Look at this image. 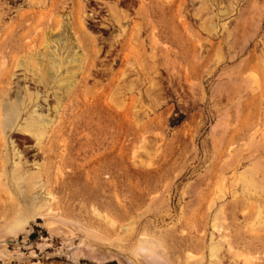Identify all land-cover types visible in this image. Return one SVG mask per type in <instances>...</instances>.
I'll use <instances>...</instances> for the list:
<instances>
[{
	"label": "rangeland",
	"instance_id": "obj_1",
	"mask_svg": "<svg viewBox=\"0 0 264 264\" xmlns=\"http://www.w3.org/2000/svg\"><path fill=\"white\" fill-rule=\"evenodd\" d=\"M53 2L0 0V238L21 255L8 264H127L140 237L168 264H264V0H64L58 58L32 62ZM14 162L28 182L13 184ZM17 215L27 237L7 236Z\"/></svg>",
	"mask_w": 264,
	"mask_h": 264
},
{
	"label": "bare ground",
	"instance_id": "obj_2",
	"mask_svg": "<svg viewBox=\"0 0 264 264\" xmlns=\"http://www.w3.org/2000/svg\"><path fill=\"white\" fill-rule=\"evenodd\" d=\"M117 1H119V0H117ZM165 1L168 2L169 0H165ZM201 1L203 2L202 4L204 6H207L208 1L210 2V4H213V1H215V0H201ZM53 6H55V9H57V12L53 13L56 16L53 18H50V21H48L46 19L47 20V22H45L46 27H45L44 31H42V33L44 34V47L46 48V50L44 52H41V53L34 52V54L32 53L33 51L31 50V52L28 54V59H30L32 62H35V60H40L39 58H42V59H46L49 63H52L58 58V53L56 52V50H57V46L60 44L59 42L62 39H54L53 37L60 35V34L62 35V33L65 32L66 28L69 25V21H70L69 20L70 18H67V17L70 16V14H67L65 17H64V15L58 14V12L63 13V11H66V9H67L66 3L64 2V0H54ZM81 7H82V9H81V12H82L81 16L82 17L79 18V21L77 23L84 31H87V28H86V25L84 22V18H93L94 14L93 13L86 14L85 6L82 5ZM204 8L208 9L206 7H204ZM231 8H232V5L230 4V2H228V5L225 8L217 9L216 14L219 16V18L220 17L221 18L226 17L234 11ZM110 10H111V12H115L116 6L111 7ZM50 12H51L50 14H52V11H50ZM177 13H178L179 21L183 22V25H185V23L187 22V16L183 15V13L181 12L180 9L177 10ZM208 14H212L211 11ZM28 19L34 20V16L28 15L25 20H28ZM66 21H67V23H66ZM152 43L154 45H157V39H155L153 37ZM77 45H78L77 47L80 48V45L79 44H77ZM74 62L77 63L79 67H81L82 63L84 62V58L82 56L76 55ZM5 117H6L5 119L8 122L13 120L12 115L8 112L5 113ZM31 117H33V122H32L33 124H32V126L30 125V127H33V129L35 130V134H37V138L40 140L42 138L43 134L45 133V131L47 130V128H46L47 124H45L40 119V115L35 114V111H31ZM48 127H49V125H48ZM10 177H11V181L14 182L13 184L19 185L20 183H24V181L26 182L27 181L26 177H28V176L23 178V174H20L18 171V164L14 162L12 167H11ZM28 178H30V177H28ZM28 181H29V179H28ZM32 187L36 188L37 187L36 183L32 182ZM33 198H35V197H33ZM211 227H212V229H214V228H216V225L213 223ZM28 228H29V224H28L26 218L22 217V215L21 216L17 215L13 218L11 225H10V228L8 230L11 232L10 233L11 235H7V236L10 238H17L19 232L20 233L24 232L23 233L24 236L27 237V235L29 233ZM214 230H211L209 243H208L210 256H213L214 252H216L219 249L218 241L215 240L216 238H213V233H214L213 231ZM26 237L22 242L23 246H25V244H26L24 242L26 240ZM63 237L64 236H62V238ZM5 243H6V241H4L3 239L0 238V258L3 260L4 264H8L9 261L11 259H14V258H18L20 260V258H21L20 252L18 250L14 251V252H9L7 245ZM79 244H81V245L84 244V241L81 240ZM67 245L68 244H63V247L68 248ZM157 245H158V243H157ZM157 245H156V243L149 242L147 240H143L140 237L138 239L137 246H135L136 249L135 250L133 249L134 251L132 249H131V251L129 250V252H128L129 254L124 253L125 259L128 262L127 264H168L166 262L167 260H164L163 257H161V255H159L157 253V251H158L156 249ZM26 246H29V245L26 244ZM48 246H49V244H48V241L46 239H44V241L41 244H38V247L41 250L48 248ZM66 248H65V250H66ZM158 248H160V247H158ZM62 252H64L66 257L68 259L72 260L74 263L78 262V254L76 255L74 253H70L68 251V249L66 251H64V249L59 250L58 254H61ZM130 252H132V253L130 254ZM30 255L34 256L35 254H34V252H31ZM192 259H193V257H192ZM192 259H191V255L189 257L187 256L186 264H193V261L191 262ZM118 263L120 264V262H118Z\"/></svg>",
	"mask_w": 264,
	"mask_h": 264
}]
</instances>
